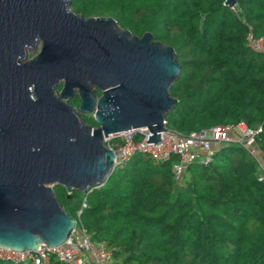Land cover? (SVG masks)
I'll return each instance as SVG.
<instances>
[{
    "label": "trees",
    "instance_id": "trees-1",
    "mask_svg": "<svg viewBox=\"0 0 264 264\" xmlns=\"http://www.w3.org/2000/svg\"><path fill=\"white\" fill-rule=\"evenodd\" d=\"M71 7L173 48L180 74L169 88L177 102L165 115L168 128L189 134L241 121L260 131L256 157L223 143L207 165L189 163L180 180L171 169L177 156L137 152L86 193L67 196L54 185L66 213L92 242L105 243L113 264H264V55L246 38L251 32L264 44V0L233 7L224 0H71ZM49 264L66 263L52 257Z\"/></svg>",
    "mask_w": 264,
    "mask_h": 264
},
{
    "label": "water",
    "instance_id": "water-1",
    "mask_svg": "<svg viewBox=\"0 0 264 264\" xmlns=\"http://www.w3.org/2000/svg\"><path fill=\"white\" fill-rule=\"evenodd\" d=\"M38 42L37 55L20 62ZM179 74L173 48L148 31L137 36L111 16L86 17L71 0H0V247L62 244L76 219L53 186L69 196L102 185L115 161L103 141L109 133L147 128L146 141H158ZM74 87L79 114L94 111L96 126L63 101Z\"/></svg>",
    "mask_w": 264,
    "mask_h": 264
},
{
    "label": "built area",
    "instance_id": "built-area-1",
    "mask_svg": "<svg viewBox=\"0 0 264 264\" xmlns=\"http://www.w3.org/2000/svg\"><path fill=\"white\" fill-rule=\"evenodd\" d=\"M247 45L264 55L261 38H255L251 32L247 35ZM159 131L160 139L146 141L151 134L147 128L132 129L127 133H114L105 138L104 144L115 153L113 168L123 167L131 155L140 152L154 160L169 159L177 156L171 169L176 180H180L185 167L191 162L207 165L211 155L223 143L236 142L244 146L256 157L254 137L260 128H249L243 122L235 125H215L200 131L182 134L166 126ZM235 132V136L232 132ZM262 176H259L260 180ZM86 207L85 200L81 208ZM79 213V212H78ZM66 264H113L111 252L105 243L92 242L81 224L75 225L70 236L58 246L40 244L34 251H14L0 247V260L13 264H49L50 258Z\"/></svg>",
    "mask_w": 264,
    "mask_h": 264
},
{
    "label": "flooded vegetation",
    "instance_id": "flooded-vegetation-1",
    "mask_svg": "<svg viewBox=\"0 0 264 264\" xmlns=\"http://www.w3.org/2000/svg\"><path fill=\"white\" fill-rule=\"evenodd\" d=\"M40 50V44L39 42L33 46L32 48H28L26 50V54L24 56V58L20 61V62H26L32 58H34L37 53ZM62 85L63 83L60 84H56L54 86V89L56 91V93H58L61 89H62ZM93 90L96 93V96L99 97L101 94V91L99 89H97L96 87H93ZM72 92L73 94L68 96L67 98H63V101L70 106L71 110L73 113H75L77 115V113L79 114V103H80V99H79V94H78V89L76 87L72 88ZM79 118L82 120L83 123L85 124H91L93 126H96L94 123V111L92 113H88V114H84V113H80ZM93 122V123H92Z\"/></svg>",
    "mask_w": 264,
    "mask_h": 264
},
{
    "label": "bare ground",
    "instance_id": "bare-ground-1",
    "mask_svg": "<svg viewBox=\"0 0 264 264\" xmlns=\"http://www.w3.org/2000/svg\"><path fill=\"white\" fill-rule=\"evenodd\" d=\"M130 130H132V129L124 130V131H119L118 133H127V132H129ZM114 133H117V132H114ZM114 133H109L107 136H104L103 141L105 140L106 137H108L109 135L114 134Z\"/></svg>",
    "mask_w": 264,
    "mask_h": 264
},
{
    "label": "rangeland",
    "instance_id": "rangeland-1",
    "mask_svg": "<svg viewBox=\"0 0 264 264\" xmlns=\"http://www.w3.org/2000/svg\"><path fill=\"white\" fill-rule=\"evenodd\" d=\"M232 135L235 136V132H234V131L232 132ZM262 167L264 168V166H262ZM81 193H82V192H81Z\"/></svg>",
    "mask_w": 264,
    "mask_h": 264
},
{
    "label": "crops",
    "instance_id": "crops-1",
    "mask_svg": "<svg viewBox=\"0 0 264 264\" xmlns=\"http://www.w3.org/2000/svg\"><path fill=\"white\" fill-rule=\"evenodd\" d=\"M260 166L262 167L263 165H262V164H260ZM262 169H264V168L262 167Z\"/></svg>",
    "mask_w": 264,
    "mask_h": 264
}]
</instances>
